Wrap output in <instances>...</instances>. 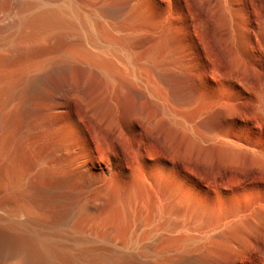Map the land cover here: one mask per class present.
<instances>
[{
    "label": "bare ground",
    "instance_id": "obj_1",
    "mask_svg": "<svg viewBox=\"0 0 264 264\" xmlns=\"http://www.w3.org/2000/svg\"><path fill=\"white\" fill-rule=\"evenodd\" d=\"M87 1H16L14 20L4 23L3 26L0 24V121L3 109L8 107L6 104L15 99L27 100L30 94L41 88L51 97V107L58 113H65L73 98L81 101L87 97L89 99L91 85L106 84L112 90L117 86V81L121 82L119 67L116 68L113 61L118 54H121L127 65L133 69L132 80L124 83L130 95H145L162 114L173 112L168 108L167 102L185 103L191 98L196 82H186L180 78V74H174L169 66L170 61H160L158 67H152L159 83H156L154 77V82L141 80L134 73L139 61L135 58L136 50L134 49L133 53L131 47H134V44L131 43L139 35L147 31L153 32L157 22L158 25L160 23L157 16L162 18L169 12L160 5L164 0H119L118 3H105L104 0L99 3ZM165 1L170 5L168 2L172 4L175 0ZM219 1L224 4L229 2ZM5 4L0 1V7L7 5ZM249 16L251 112L254 119L260 117L261 124L264 125V0H250ZM40 48L44 60L42 62H45L42 63V68L38 67L40 70L32 67L37 70L31 71L32 68L28 67L31 68L30 71L25 68V71L13 74L12 66L10 65V68L6 66L7 62L5 64L6 60L15 55L26 58L25 61L30 57L32 59ZM150 51L149 54L154 50ZM145 56L149 63L154 58L148 53ZM13 58L15 60V57ZM70 71H74L77 78L75 80L71 73L75 83L70 80V76L67 79ZM139 114L142 115L140 112ZM211 116L212 114L208 115L201 123L211 126ZM215 116L216 119L217 115ZM235 148L234 144H223L218 149L226 154L234 153ZM65 153L69 163L67 168L60 170L62 172L59 171L58 175V168L56 173L50 169L47 184L35 186L20 181L21 187L18 186L20 188L17 192L22 193L21 201L39 207L38 210L41 208L42 219L24 209V215H20V219L19 215L14 219L13 216L0 214V264H239L236 256L245 243L241 232L242 229L246 230V225H238V213L232 210L235 202L229 200L225 193L208 189L193 193L188 184L189 178L175 166L144 160L121 163L115 159V155L105 159L97 158L84 146L68 147ZM249 153L251 163L264 169V134L259 138L255 125ZM86 181H89V186H83V190L71 187ZM98 183L106 184L107 191L115 190L118 194L120 192L125 201H121L120 205L123 203V206H132L139 214V221L136 220L134 211L129 214L131 216L125 217V225L116 223V219L105 221L103 225L96 224L94 228L97 231L93 236V233H89L88 237L85 232L83 234L79 228L81 232L76 229L79 225H70L75 215L86 213L88 206L82 202L84 191L92 189ZM6 188H0V193L6 194ZM150 197L154 199L155 207L151 211V219L148 220L157 225H139L141 221H148L143 215H149L147 208ZM9 200L2 198L0 208ZM117 200L118 198L116 202ZM180 202L191 203L198 208L194 222L222 214L219 222L222 225H189L180 223L181 220H174L166 211L171 208H167L166 204ZM63 203L68 204L65 207H71H67V210L62 206ZM57 207H64L65 212L71 210L65 216L63 208H60V211ZM194 229H201L199 238L190 235V230Z\"/></svg>",
    "mask_w": 264,
    "mask_h": 264
},
{
    "label": "rangeland",
    "instance_id": "obj_2",
    "mask_svg": "<svg viewBox=\"0 0 264 264\" xmlns=\"http://www.w3.org/2000/svg\"><path fill=\"white\" fill-rule=\"evenodd\" d=\"M0 1L7 4L0 7L3 10H0V24L3 26L14 20L17 0ZM94 1L87 2L99 3L101 0ZM166 2L164 0L160 5L169 12H166L165 17L157 16L160 23L158 25L157 22L155 30L139 35L131 43L134 44L131 48L132 51L136 50L135 58L140 68L136 66L134 73L141 80H156L159 83L152 67H158L160 61H170L169 66L174 74H180V78L186 82H196L191 98L185 103L167 102L168 108L174 113L162 114L145 95H130L124 83L132 80L133 69L118 54L113 61L115 67H119L121 82L117 81V86L112 90L106 84L89 86V90L92 89L88 90L91 92L88 93L89 99L87 97V101H81L73 98L67 113L55 112L51 107V97L42 88L30 94L27 100L15 99L6 104L8 107L3 109L0 121V188L7 186L9 193H0V200L10 199V203L1 205L0 214L13 216L14 219L19 215L20 219V215L26 211L42 219L41 208L38 210L39 207L21 201L22 193L17 191L22 182L35 186L47 184L50 169L54 173L59 169L58 175L60 170L67 168L66 148L84 146L97 158L115 155V159L121 163L144 160L175 166L189 178L188 184L193 193L201 189L225 193L229 200L235 202L232 210L238 213V225H246V230L242 229L241 232L245 243L236 256L239 264H264V169L251 163L249 153L254 125L259 138L264 134L260 117L254 119L251 112L252 67L248 53L251 37L250 0H229L227 4L219 0H175L172 4L168 2L170 5ZM41 49L32 59L28 57L27 62L26 58L15 55L5 64L7 62L6 66L10 68L12 66L13 74L28 67L42 68L45 62H42ZM147 50H154L153 55ZM147 53L154 57L152 61L155 64L146 59ZM13 66H17V69ZM31 68H28L29 71ZM35 68L31 71H36ZM121 69H125V72ZM71 73L76 78L74 71H70L67 79ZM73 77L70 76L73 79L70 80L75 83L77 78L74 80ZM44 104L51 109L46 106L48 110H45ZM210 114L213 116L211 126H204L201 121ZM223 144H234L235 152L221 153L218 148ZM88 184L89 181H86L71 187L79 190ZM105 185L98 183L84 191L82 202L88 206L85 211L87 214L75 215L71 220L70 225H79L76 229L85 232L87 237L91 233L92 236L95 234L96 224L103 225L105 221L116 219V223L125 225V217L134 211L136 220L139 218L132 206L120 205L121 201L125 202L120 192L107 191ZM149 199V215H143L146 220L151 219L150 214L155 207L154 199ZM63 204L65 207L67 203ZM169 204L166 207L171 208L166 211L171 217L189 225H218L222 215L194 222V215L198 212L195 205L187 202ZM57 208L60 210L61 207ZM67 210L65 216L71 209ZM153 222L148 220L138 224L157 225ZM200 230H190V235L199 238Z\"/></svg>",
    "mask_w": 264,
    "mask_h": 264
}]
</instances>
